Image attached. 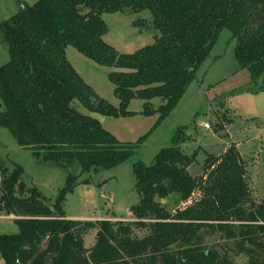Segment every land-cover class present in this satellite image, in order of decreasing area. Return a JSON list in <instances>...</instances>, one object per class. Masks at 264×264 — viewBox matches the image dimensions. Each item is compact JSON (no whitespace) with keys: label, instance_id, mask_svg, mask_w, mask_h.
Here are the masks:
<instances>
[{"label":"trees","instance_id":"1","mask_svg":"<svg viewBox=\"0 0 264 264\" xmlns=\"http://www.w3.org/2000/svg\"><path fill=\"white\" fill-rule=\"evenodd\" d=\"M149 11L154 42L120 53L104 37V13ZM224 29L235 39V55L250 83L230 94L264 92V0H38L0 23L10 61L0 67V125L19 146L68 172L54 204L22 181L20 165L10 170L0 155V210L14 215L19 232L0 235L3 264H264V201L255 202L246 163L236 145L209 155L203 174L190 168L197 152L184 153L177 136L151 165L133 164L139 202L132 219L70 220L65 203L79 184L100 170L128 161L177 107ZM72 46L113 69L109 80L120 101L115 107L88 85L67 58ZM143 110L129 111L132 100ZM159 99L155 108L152 101ZM158 115L135 143L119 141L100 120ZM78 173H72V170ZM175 196L179 206L166 204ZM96 242L85 247L86 236ZM145 236H140L142 232Z\"/></svg>","mask_w":264,"mask_h":264},{"label":"rangeland","instance_id":"2","mask_svg":"<svg viewBox=\"0 0 264 264\" xmlns=\"http://www.w3.org/2000/svg\"><path fill=\"white\" fill-rule=\"evenodd\" d=\"M38 0H0V23L15 15L24 5H33ZM108 26L104 40L120 53H134L150 45L158 34L152 28L149 11L140 13H104ZM67 58L94 91L107 102L119 107L120 101L114 93V85L108 74L113 71L87 58L76 48L69 46ZM10 61L9 45L0 33V67ZM248 72L241 69L235 55V39L224 29L209 58L197 72L196 80L170 116L165 119L140 145L128 161L110 170H100L91 176L89 184L81 183L69 193L65 203L66 215L73 220H123L132 219L130 208L136 205L140 196L135 189L133 164L142 162L151 165L157 153L173 144L174 137L181 139L184 153L197 152V161L190 168L191 175L203 174L209 155L220 156L230 145H236L246 163L248 182L255 202L264 201V92L231 95L237 88L250 83ZM157 108L161 101H152ZM79 112L91 115L102 123L119 141L135 143L155 125L158 115L132 117H108L89 112L78 101L72 104ZM144 101L132 100L129 111L140 113ZM4 110L0 98V113ZM0 155L4 165L12 170L15 165L24 169L22 181L27 187H36L49 204H54L65 187L68 172L52 162L35 157L31 149L18 145L10 131L0 125ZM76 174L77 171L72 170ZM1 197V194H0ZM166 204L174 211L180 204L172 196ZM14 215L8 216L0 210V235H14L19 232ZM147 232L139 235L145 236ZM96 242V232L86 236L85 247ZM237 264H247L248 258L239 255ZM0 264H3L0 254Z\"/></svg>","mask_w":264,"mask_h":264},{"label":"crops","instance_id":"3","mask_svg":"<svg viewBox=\"0 0 264 264\" xmlns=\"http://www.w3.org/2000/svg\"><path fill=\"white\" fill-rule=\"evenodd\" d=\"M66 217H67V219L73 220V219H71V217H69V216H67V215H66ZM113 220H116V219H113Z\"/></svg>","mask_w":264,"mask_h":264},{"label":"built area","instance_id":"4","mask_svg":"<svg viewBox=\"0 0 264 264\" xmlns=\"http://www.w3.org/2000/svg\"><path fill=\"white\" fill-rule=\"evenodd\" d=\"M130 215H131V213H130ZM12 217H14V216H12Z\"/></svg>","mask_w":264,"mask_h":264}]
</instances>
